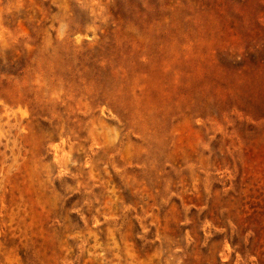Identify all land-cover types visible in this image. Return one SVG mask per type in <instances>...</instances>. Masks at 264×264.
Segmentation results:
<instances>
[{"label":"rangeland","instance_id":"374dc122","mask_svg":"<svg viewBox=\"0 0 264 264\" xmlns=\"http://www.w3.org/2000/svg\"><path fill=\"white\" fill-rule=\"evenodd\" d=\"M0 264H264V0H0Z\"/></svg>","mask_w":264,"mask_h":264}]
</instances>
